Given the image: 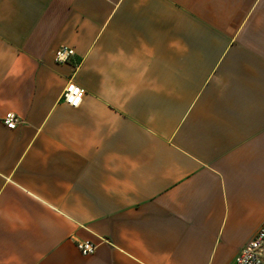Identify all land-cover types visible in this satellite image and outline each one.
Returning <instances> with one entry per match:
<instances>
[{"label": "crops", "instance_id": "obj_1", "mask_svg": "<svg viewBox=\"0 0 264 264\" xmlns=\"http://www.w3.org/2000/svg\"><path fill=\"white\" fill-rule=\"evenodd\" d=\"M263 222L264 0H0V264H230Z\"/></svg>", "mask_w": 264, "mask_h": 264}, {"label": "built area", "instance_id": "obj_2", "mask_svg": "<svg viewBox=\"0 0 264 264\" xmlns=\"http://www.w3.org/2000/svg\"><path fill=\"white\" fill-rule=\"evenodd\" d=\"M74 55L72 48L62 46L56 49L54 60L57 63H66ZM83 94L84 89L81 86L69 81L63 89L61 99L68 106L75 108L80 105ZM20 121L21 118L12 111L6 112L2 117V122L9 129H14ZM76 248L82 255H91L96 245L83 240L76 242ZM230 264H264V222L250 240L240 248Z\"/></svg>", "mask_w": 264, "mask_h": 264}]
</instances>
